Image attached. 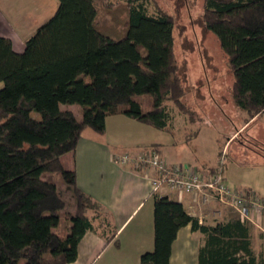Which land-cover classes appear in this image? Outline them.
Listing matches in <instances>:
<instances>
[{
	"label": "trees",
	"instance_id": "16d2710c",
	"mask_svg": "<svg viewBox=\"0 0 264 264\" xmlns=\"http://www.w3.org/2000/svg\"><path fill=\"white\" fill-rule=\"evenodd\" d=\"M203 2L204 24L217 35L234 76L232 99L248 122L264 114V0ZM124 5L128 27L119 38L98 27V0H59L23 52L0 34V264H69L88 230L107 235L102 204L78 187L76 171L61 159L86 128L103 133L107 117L121 114L171 132L169 102L189 121L201 118L182 101L173 15L158 0ZM63 104H77L81 118ZM33 110L48 119L36 125ZM49 172L72 188L70 208ZM153 202L155 243L141 264H170L173 242L189 224L204 235L199 264H264V247L257 253L252 245L251 221L205 223L168 195L154 193ZM62 216L70 223L65 236L57 231ZM96 217H103L98 226Z\"/></svg>",
	"mask_w": 264,
	"mask_h": 264
},
{
	"label": "crops",
	"instance_id": "0c3cea01",
	"mask_svg": "<svg viewBox=\"0 0 264 264\" xmlns=\"http://www.w3.org/2000/svg\"><path fill=\"white\" fill-rule=\"evenodd\" d=\"M58 1L0 0V34L11 39L16 51L23 52L26 40L55 13ZM105 1L108 0H102V6L112 11L115 6L106 7ZM152 128L125 115H111L107 117L105 132L86 128L75 150L62 155L64 166L76 171L78 187L102 204L103 214L109 221L105 225L107 235L100 232L102 228L85 233L79 243L76 260L69 264H141L142 253L154 248L152 180L156 177V171L137 167L133 163H120L115 158V155L124 152L145 151L142 141L148 139ZM187 135L189 133H186V139ZM192 136L197 138L199 134ZM153 144L160 145L159 153L162 155V144ZM216 164H204L201 169L190 161L178 165L207 173ZM225 172L233 186L250 188L263 195L249 183L235 184L232 180L237 172L235 167L226 165ZM159 194L182 202L200 222L210 223L215 218L223 217L219 202L203 205L193 195L165 188ZM102 218L96 217L94 224L100 225ZM250 229L252 245L258 253L264 247V215L256 216L255 222L250 223ZM203 238V233L194 231L190 224L182 227L172 245L170 264H199V248Z\"/></svg>",
	"mask_w": 264,
	"mask_h": 264
},
{
	"label": "rangeland",
	"instance_id": "374dc122",
	"mask_svg": "<svg viewBox=\"0 0 264 264\" xmlns=\"http://www.w3.org/2000/svg\"><path fill=\"white\" fill-rule=\"evenodd\" d=\"M108 1L117 4L110 11L102 6V0L98 1V27L106 34L119 38L128 25V13L124 6L126 0ZM158 3L175 18V48L186 88L182 101L197 111L201 118L191 122L173 102H169L172 131L152 128L148 139L142 141V148L150 150L152 142L161 143V156L166 157L169 163L190 161L199 169L204 164L218 162L225 149V164L237 171L233 182L238 186L251 184L260 190L263 195L258 194L264 199V114L247 122L248 113L233 101L231 88L234 76L217 35L204 24L203 0H158ZM149 9L154 11V5L150 4ZM62 106L72 109L81 118L77 104ZM31 119L37 125L48 116L33 110ZM196 131L199 132L197 138L192 136ZM186 133L191 134L190 139H186ZM46 176L58 185L70 208L74 204L72 188L58 172H49ZM220 206L223 214L220 218L237 217L229 205ZM69 226L70 223L62 216L58 233L65 236Z\"/></svg>",
	"mask_w": 264,
	"mask_h": 264
},
{
	"label": "built area",
	"instance_id": "2783aa9c",
	"mask_svg": "<svg viewBox=\"0 0 264 264\" xmlns=\"http://www.w3.org/2000/svg\"><path fill=\"white\" fill-rule=\"evenodd\" d=\"M115 158L120 163H133L137 167L154 169L156 177L152 180L153 193H159L165 188L193 195L203 205H209L213 201L227 204L236 212L237 217L251 222H255L256 216L264 215L262 196L256 192L247 194L228 182L225 149L217 164L207 173L189 169L188 166L171 164L153 148L137 153L124 152L115 155Z\"/></svg>",
	"mask_w": 264,
	"mask_h": 264
}]
</instances>
